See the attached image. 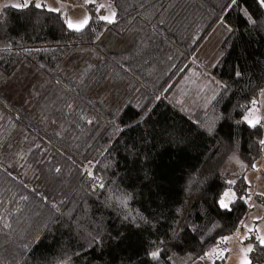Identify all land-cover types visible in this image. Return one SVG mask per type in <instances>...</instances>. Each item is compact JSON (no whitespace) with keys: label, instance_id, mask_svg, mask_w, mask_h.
<instances>
[{"label":"trees","instance_id":"16d2710c","mask_svg":"<svg viewBox=\"0 0 264 264\" xmlns=\"http://www.w3.org/2000/svg\"><path fill=\"white\" fill-rule=\"evenodd\" d=\"M110 1L114 22L90 8L81 31L46 8L0 11V114L33 142L16 164L0 160V264H194L248 213L264 127L243 118L264 92V9ZM220 30L208 66L199 54ZM26 74L18 105L6 90ZM253 246L251 264H264Z\"/></svg>","mask_w":264,"mask_h":264},{"label":"crops","instance_id":"0c3cea01","mask_svg":"<svg viewBox=\"0 0 264 264\" xmlns=\"http://www.w3.org/2000/svg\"><path fill=\"white\" fill-rule=\"evenodd\" d=\"M31 2L35 3L36 0H31ZM39 2L45 5V8L59 9L58 13L73 23L80 22L85 16L90 17V8L96 11L98 17L107 16L113 11L116 13L115 6L110 0H91L87 4L85 0H39ZM14 3H23V0H0V11L11 7L10 5ZM100 5L104 7H100ZM253 107L259 109L256 114L262 117L261 125L264 127V92ZM249 173L247 175L250 192L249 210L239 232L228 240L231 242L230 245H226L225 248L216 247L214 248L216 251L212 249L205 258L197 260L194 264H214L215 260L221 258L225 252L224 264H240L243 259L242 250L248 245H253L257 236H264V155L256 169ZM249 229L252 231H248ZM245 237H251V239H245ZM242 240L243 243H241Z\"/></svg>","mask_w":264,"mask_h":264},{"label":"rangeland","instance_id":"374dc122","mask_svg":"<svg viewBox=\"0 0 264 264\" xmlns=\"http://www.w3.org/2000/svg\"><path fill=\"white\" fill-rule=\"evenodd\" d=\"M223 36L224 33L220 30L211 37L210 41L199 54V60L202 63L204 62L208 66H213L219 61V47ZM27 76L28 74L25 77L18 78L6 90L8 98L18 105H26L29 99L28 97L31 94L30 88L23 86L27 82ZM180 93H177V97L180 96L183 98L182 94L178 95ZM32 146V139L22 129L14 126L7 118L0 114V160L8 165L16 164L19 162L20 156L27 153ZM231 191L234 192L233 190ZM230 205L231 203L229 207Z\"/></svg>","mask_w":264,"mask_h":264},{"label":"snow or ice","instance_id":"6c2138e0","mask_svg":"<svg viewBox=\"0 0 264 264\" xmlns=\"http://www.w3.org/2000/svg\"><path fill=\"white\" fill-rule=\"evenodd\" d=\"M91 0H85V3H90ZM256 3L259 5V7L261 9H264V0H256ZM6 7L9 5H5ZM12 8L14 9H24V8H28L29 6H33L37 9H42L45 8V5H43L42 3L39 2V0H36L35 3H32L31 0H23V3H14L10 5ZM233 6H239V0H230L228 8H231ZM100 7H104L103 5H100ZM47 11H56L59 12V9H54L51 7L46 8ZM243 15L245 16V18L247 19V21L249 23H255V20L252 18L251 14L248 12L247 8H243L242 9ZM115 16L116 13L113 11L111 12L109 15L107 16H100L99 19L102 21H105L109 24L113 23L115 20ZM89 17L85 16L84 19H82L80 22L78 23H73L70 19L66 20L67 23V27L69 29H73L75 31H81L88 23H89ZM221 23H224L223 20H221ZM225 27H228L227 24H225ZM229 31H231V28H229ZM237 75H239V73H237ZM258 103V101H256L255 99L251 101V104L253 106H255ZM259 111V109L253 107L251 109H249L247 111V114L244 116V121L248 124L249 127L251 128H256L257 125L261 124V120L262 117H260L259 115H257L256 113ZM209 131H211V129H209ZM259 143L261 145H264V139H261L259 141ZM252 167L254 169H256V165L253 164ZM57 172L60 171V169H56ZM89 176H92V173L89 172ZM234 181H229V184H233ZM250 183V182H249ZM96 187L99 188H104V184L101 182L99 184L96 185ZM95 190V188L93 189ZM127 195V194H126ZM236 197V193L232 192L231 190L226 191L222 194V197L219 200V206L221 209L227 210V211H231V208L229 207V204L234 202ZM26 199V198H25ZM127 199H130V197H127ZM127 199L120 201V203L122 205H124L126 207L127 205ZM241 199H243V197H241ZM53 207H55V205H53ZM58 210V209H57ZM3 218L0 217V220H2ZM125 219H128V216H125ZM141 219H144L143 217H141ZM5 227H10V225L5 224ZM139 225H137L138 227ZM248 231H252V229H249ZM230 239V237H223L222 240L220 241L221 243H226L228 240ZM245 239H251V237H245ZM256 240L259 242V246L260 247H264V236H257ZM93 242L98 246L101 241L93 238ZM160 243H163V241H160ZM241 243H243V240L241 241ZM254 250V246L253 245H248L246 246L242 252H243V259L240 261V264H251V260L248 259V254L251 253ZM161 249L157 248L155 250L149 251L147 253V256L150 260L156 261L159 260L160 256H161ZM213 251H216L215 249ZM210 255V254H209ZM222 256V253H221Z\"/></svg>","mask_w":264,"mask_h":264},{"label":"built area","instance_id":"2783aa9c","mask_svg":"<svg viewBox=\"0 0 264 264\" xmlns=\"http://www.w3.org/2000/svg\"><path fill=\"white\" fill-rule=\"evenodd\" d=\"M230 243H231L230 241H227V242H226V245H230Z\"/></svg>","mask_w":264,"mask_h":264}]
</instances>
